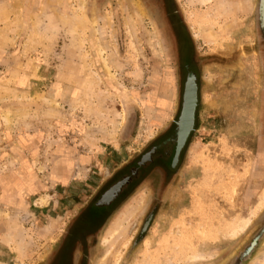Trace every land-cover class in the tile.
Here are the masks:
<instances>
[{"label": "rangeland", "instance_id": "obj_1", "mask_svg": "<svg viewBox=\"0 0 264 264\" xmlns=\"http://www.w3.org/2000/svg\"><path fill=\"white\" fill-rule=\"evenodd\" d=\"M191 74L179 168L146 169L97 219L173 138ZM262 203L261 0H0V264H75L79 236L87 264H264Z\"/></svg>", "mask_w": 264, "mask_h": 264}, {"label": "flooded vegetation", "instance_id": "obj_2", "mask_svg": "<svg viewBox=\"0 0 264 264\" xmlns=\"http://www.w3.org/2000/svg\"><path fill=\"white\" fill-rule=\"evenodd\" d=\"M181 113H182V111H181ZM181 113L179 115L178 120L176 121V127H175L173 138L172 139H162L160 144L156 143L155 145H153L146 153H144V155L141 157L140 161L137 163L136 167L132 168L128 175L124 176L122 179H120L116 183L112 184L108 189H106L103 192V194L101 195L100 199L97 202L98 205L100 206L99 208H96L97 211H96L95 215H96L97 219H98L97 215L100 212L104 211V209H111V213H113L112 216L115 214V203L117 202V200L120 199V197H122V195L126 192V190L129 187H131L135 183V181H137L141 177L143 171H145L146 169H150V171L151 170H154V171L159 170L160 171L159 178H160V180H163L167 176L166 175L167 169H170L171 171H175L179 168L181 161H182L183 152L185 150V147L187 145V140H188V138H187L184 146L181 148V150L179 152L180 154H178V157H177L176 154L178 153V131H179L178 122L180 120ZM195 122H196V119H195ZM163 152H164V154H163ZM148 156H149V158H147ZM176 158H177V160H176ZM178 160H179V162H178ZM139 170H140V172H139ZM126 179H127V181H125ZM121 182H124V184H122L120 190L116 191V192L114 191L113 196L111 198L107 199L105 196L108 194V192H110L111 189H114V187H113L114 185H118ZM93 221H95V220H92L91 223ZM100 221H103V220H100ZM91 223H89V224H91ZM97 223L91 225V227L87 228V230L88 231L91 230L93 228V226L97 225ZM80 237L81 236H79L75 240L76 245L74 247L73 253L77 254L79 252L78 258H80L75 264H87L86 263L87 254L85 253L84 239L80 238ZM80 250L83 252L81 253ZM69 256H70V253H67V249H64L63 253L58 255L59 260H57V263L58 264H64V263L65 264H71ZM62 257H64L66 260L61 261ZM53 264H55V262Z\"/></svg>", "mask_w": 264, "mask_h": 264}, {"label": "bare ground", "instance_id": "obj_3", "mask_svg": "<svg viewBox=\"0 0 264 264\" xmlns=\"http://www.w3.org/2000/svg\"><path fill=\"white\" fill-rule=\"evenodd\" d=\"M263 14H264V9H263ZM95 20V19H94ZM113 35V34H112ZM100 43V42H99ZM98 44V43H97ZM160 45V44H159ZM160 48V47H159ZM100 50H101V48H100ZM102 53H103V51L101 50L100 51V54L102 55ZM103 59V62H104V65H105V69H106V71L110 74V75H114V74H111L112 72L110 71V66L107 64V61H106V59L105 58H102ZM112 77V76H111ZM189 84H188V92H187V108L185 109V110H187L186 111V115H185V118H184V120L182 121V124H181V127L179 128V131H178V144H181L182 142H183V138L187 135V134H189V131L191 132L192 130V128L194 127V125L192 124V121H193V118H192V109H193V106H194V87H195V82H194V79H193V76L192 75H190V79H189V82H188ZM198 102H199V99H198ZM48 103L49 104H56V105H59V103H56V102H52V101H48ZM198 106V105H197ZM57 107V106H56ZM5 116V115H4ZM5 118V117H4ZM195 119H196V113H195ZM6 122L8 123V124H10V116H9V113H8V115H7V117H6ZM195 122V121H194ZM168 138V137H167ZM172 139V138H171ZM161 143V142H160ZM159 143V144H160ZM184 146V145H183ZM170 147V146H169ZM165 152V151H164ZM164 152H163V154H164ZM162 154V155H163ZM180 154V153H179ZM177 155V154H176ZM156 156V155H155ZM169 156V155H168ZM147 158H149V156L147 157ZM177 160V159H176ZM175 160V161H176ZM178 162H179V160H178ZM136 167V166H135ZM138 167V166H137ZM143 167V166H142ZM141 168V167H140ZM139 172H140V170H139ZM138 172V173H139ZM134 177V176H133ZM125 181H127V179L125 180ZM132 181V180H131ZM121 183H123L124 184V182H121ZM118 184V183H117ZM114 187V189H111V191L110 192H108V194L105 196L107 199H109V198H111L112 196H113V194H114V191L116 192L117 191V189H118V185H114L113 186ZM112 187V188H113ZM103 199V198H102ZM115 199V198H114ZM111 203V202H110ZM262 204H264V203H262ZM261 204V205H262ZM263 206V205H262ZM1 215V214H0ZM6 215H7V213H6ZM249 223H250V220H245V221H242V222H240V224H239V228H238V230H236V229H234V231L232 232V235L233 236H236V234H237V232H242V231H244L245 230V228L249 225ZM13 241V240H12Z\"/></svg>", "mask_w": 264, "mask_h": 264}, {"label": "water", "instance_id": "obj_4", "mask_svg": "<svg viewBox=\"0 0 264 264\" xmlns=\"http://www.w3.org/2000/svg\"><path fill=\"white\" fill-rule=\"evenodd\" d=\"M263 9H264V0H261V15H262V22H263V25H264V20H263ZM193 76V79H194V82H195V87H194V106H193V109H192V118H193V121H192V124L195 125V113L197 111V105H198V99H199V87H198V84H197V77L195 74H191ZM189 79H190V76L188 77V80H187V83H186V86H185V92H184V99H183V109H182V113H181V117H180V120L178 122V126L179 128L181 127V124H182V121L184 120L185 118V115L187 114L185 110L187 108V92H188V82H189ZM194 127L191 129L193 130ZM190 131H189V134H187L184 138H183V142L181 144H178V153H177V157H178V154L181 150V148L183 147V145L185 144L187 138L189 137L190 135ZM177 159V158H176ZM123 183H120L118 184V189L117 191L120 190L121 186H122Z\"/></svg>", "mask_w": 264, "mask_h": 264}]
</instances>
